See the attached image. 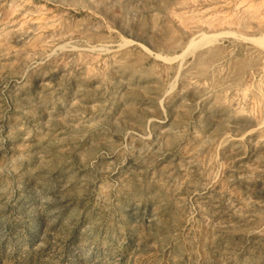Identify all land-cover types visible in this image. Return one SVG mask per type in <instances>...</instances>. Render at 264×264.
Wrapping results in <instances>:
<instances>
[{
  "label": "rangeland",
  "instance_id": "obj_1",
  "mask_svg": "<svg viewBox=\"0 0 264 264\" xmlns=\"http://www.w3.org/2000/svg\"><path fill=\"white\" fill-rule=\"evenodd\" d=\"M0 264H264V0H0Z\"/></svg>",
  "mask_w": 264,
  "mask_h": 264
}]
</instances>
